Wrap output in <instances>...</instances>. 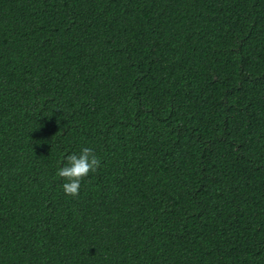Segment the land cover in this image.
<instances>
[{
	"label": "trees",
	"instance_id": "trees-1",
	"mask_svg": "<svg viewBox=\"0 0 264 264\" xmlns=\"http://www.w3.org/2000/svg\"><path fill=\"white\" fill-rule=\"evenodd\" d=\"M0 264H264V0H0Z\"/></svg>",
	"mask_w": 264,
	"mask_h": 264
},
{
	"label": "clouds",
	"instance_id": "clouds-1",
	"mask_svg": "<svg viewBox=\"0 0 264 264\" xmlns=\"http://www.w3.org/2000/svg\"><path fill=\"white\" fill-rule=\"evenodd\" d=\"M63 166L57 169L56 175L64 178L61 185L66 195L76 196L79 193L81 179L90 171H95L101 161L91 147H81L78 152H72L65 156Z\"/></svg>",
	"mask_w": 264,
	"mask_h": 264
}]
</instances>
